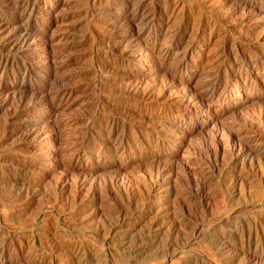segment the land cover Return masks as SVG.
Returning <instances> with one entry per match:
<instances>
[{
	"label": "rangeland",
	"instance_id": "rangeland-1",
	"mask_svg": "<svg viewBox=\"0 0 264 264\" xmlns=\"http://www.w3.org/2000/svg\"><path fill=\"white\" fill-rule=\"evenodd\" d=\"M30 1L0 264H264V0Z\"/></svg>",
	"mask_w": 264,
	"mask_h": 264
},
{
	"label": "bare ground",
	"instance_id": "bare-ground-1",
	"mask_svg": "<svg viewBox=\"0 0 264 264\" xmlns=\"http://www.w3.org/2000/svg\"><path fill=\"white\" fill-rule=\"evenodd\" d=\"M11 2V1H10ZM130 4V3H129ZM10 5V4H9ZM14 5V4H13ZM10 7V6H9ZM37 3L30 0H16L12 16H4L0 18L3 21L2 27L7 31V36L5 40L0 45V49H5V47L21 48L29 41L34 40L36 34L32 32L29 27V21L31 17L37 11ZM198 18V17H197ZM121 27V26H120ZM1 31V30H0ZM2 32V31H1ZM5 34V33H4ZM193 35V34H192ZM5 37V36H4ZM37 39V38H36ZM256 51V50H255ZM3 52V51H2ZM0 52V74L2 73V68L5 66L6 56L4 53ZM232 52V51H231ZM264 52V51H263ZM243 55V54H242ZM6 67V66H5ZM8 67V66H7ZM212 68V67H211ZM7 69V68H6ZM217 69V68H216ZM29 70V69H28ZM211 70V69H210ZM205 76V75H204ZM205 80V79H204ZM237 81V80H236ZM205 89V88H204ZM126 90V89H125ZM124 90V91H125ZM195 90V89H194ZM150 91V90H149ZM197 93V92H196ZM195 93V94H196ZM22 94V93H21ZM35 96V95H34ZM196 97V96H195ZM208 111V110H207ZM201 113V112H199ZM235 114V113H234ZM262 114V113H260ZM262 118V117H261ZM248 121V120H247ZM262 121V120H261ZM37 124V123H36ZM252 124V123H251ZM56 125V124H55ZM233 125V124H232ZM252 127V126H251ZM259 128V127H258ZM257 128V129H258ZM249 130V129H248ZM230 134V133H228ZM263 134V133H262ZM227 137V136H226ZM241 140V139H240ZM231 142V141H230ZM57 144V143H56ZM241 144V143H240ZM230 146V144H229ZM242 146V145H241ZM213 148V147H212ZM245 148V147H244ZM244 150V149H243ZM207 151V150H206ZM231 153V152H230ZM203 155V154H202ZM244 155V154H243ZM231 156V155H230ZM206 157V156H205ZM157 173V172H156ZM197 183V182H196ZM83 185V184H82ZM128 208V207H127ZM126 208V209H127ZM126 211V210H125ZM129 211V210H128ZM131 214V213H130ZM83 249V248H82ZM76 250V249H75ZM4 251V250H3ZM7 252V251H6ZM1 255V254H0ZM2 258V257H1ZM3 262V261H2Z\"/></svg>",
	"mask_w": 264,
	"mask_h": 264
}]
</instances>
